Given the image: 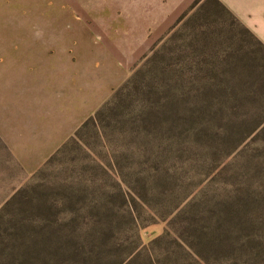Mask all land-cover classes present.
Masks as SVG:
<instances>
[{"label":"rangeland","instance_id":"1","mask_svg":"<svg viewBox=\"0 0 264 264\" xmlns=\"http://www.w3.org/2000/svg\"><path fill=\"white\" fill-rule=\"evenodd\" d=\"M193 1L0 0L5 94L51 117L103 85L56 146L107 103L37 169L0 133V264H264V46Z\"/></svg>","mask_w":264,"mask_h":264},{"label":"crops","instance_id":"2","mask_svg":"<svg viewBox=\"0 0 264 264\" xmlns=\"http://www.w3.org/2000/svg\"><path fill=\"white\" fill-rule=\"evenodd\" d=\"M219 1L264 46V0ZM8 72L6 68L1 69L0 66V107L6 111L5 124H8L11 130H3L0 125V133L11 143L13 141L11 149L13 155L24 168L37 169L63 144L56 146V142L71 128V113L76 117L83 116L92 111L98 101L103 100V85L93 81L80 87L78 94L63 96L57 103V108L53 105L55 111L51 117L50 115L40 117L31 113L29 103L25 105L19 102L15 95L5 94L6 86L15 81L11 80L13 75ZM83 94L86 97H83ZM85 101L87 106L83 107ZM66 105L70 112L64 115L62 124L59 123L58 126L55 122L56 113L63 110Z\"/></svg>","mask_w":264,"mask_h":264},{"label":"trees","instance_id":"3","mask_svg":"<svg viewBox=\"0 0 264 264\" xmlns=\"http://www.w3.org/2000/svg\"><path fill=\"white\" fill-rule=\"evenodd\" d=\"M211 4H214L217 6V8H220L222 12L225 14H230L236 21L237 19L231 14V12L219 1V0H194L193 3L189 6V8L179 17V22L186 20L190 16H196L195 14L202 11L206 7H210ZM254 37V36H253ZM255 38V37H254ZM257 40V39H256ZM258 41V40H257ZM259 42V41H258ZM260 43V42H259ZM131 79L127 80L126 83L122 84L118 90L113 92V98L115 96H118L119 94H122L126 88H128V85L130 84ZM124 90V91H123ZM107 103H104L95 113L94 115L90 116L87 120H85L81 126L74 132V137L71 138L70 141L65 142L46 162L45 166L50 164L52 160H54L60 153H62L66 147L68 146L69 142H74L76 138H80V135L84 133L89 127L95 128L97 122H100L102 120V112L104 108L106 107Z\"/></svg>","mask_w":264,"mask_h":264}]
</instances>
